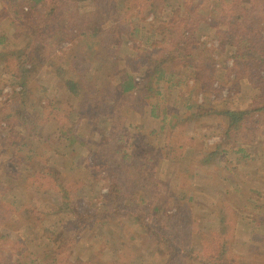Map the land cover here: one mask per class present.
Instances as JSON below:
<instances>
[{
	"label": "trees",
	"instance_id": "16d2710c",
	"mask_svg": "<svg viewBox=\"0 0 264 264\" xmlns=\"http://www.w3.org/2000/svg\"><path fill=\"white\" fill-rule=\"evenodd\" d=\"M0 4L6 13L10 10L14 26L21 35V45L0 48V78L10 80V87L16 88L12 96L5 94L6 99L0 102V130H5L1 137L10 142L9 147H0V175L16 178L23 175L21 156L12 145L18 146V151L29 160L40 163L36 156L40 149L58 147L56 140L53 146L56 133H51L47 140L43 135L46 131L62 125L73 132L86 127L91 120V129L97 131V136L92 135L95 148L88 149L91 151L87 154L90 155L89 172L103 180L108 191L99 206L92 203L89 208L82 207L78 197L81 191L84 195L90 191L85 187L86 180L77 183L67 180L60 170L64 158L57 152L48 154L49 164L46 161L42 167H37L36 182L40 184L46 180L45 188L59 194V207L51 214L61 216L64 225L53 228L52 233L61 238L53 247L52 244L47 248L33 245V264H88L84 260L87 255L76 256L78 248L83 249L108 225L112 227L110 218L113 216L139 224L147 236L159 239L171 251L165 264H264L254 263L234 252L236 222L229 209L234 210L225 203L214 211L217 227L209 229L199 242L194 240V224L182 222L174 211L164 208L166 203L160 199L159 188L154 187L152 179L142 176L146 173V160L130 150L124 114V111H141L137 110L141 107L137 103L154 94L163 97L164 90L173 95L176 106L184 107L187 103L182 113L168 117L165 111L159 120V143L169 152L170 148L176 150L189 143L178 146L171 141L176 130L185 129L184 121L194 120L200 124L210 118L222 117L225 125L219 134L220 141L214 149L197 154L192 166L212 167L222 153V147L236 149L241 153L239 161L250 158L255 163L250 173L254 185L250 191L263 196L264 70L256 71L250 67L247 71L243 65L251 61L264 63V0H0ZM91 6L95 7L94 12H88ZM176 6L178 10L174 8ZM152 7L167 9L173 38L167 45L140 54L143 58L138 69L146 65L140 76L127 69L119 76L116 73L118 61L128 53H136L135 41L145 34L144 22ZM232 25L235 26L233 33L222 29ZM164 29L162 32L168 30L167 27ZM204 32L217 41L207 47ZM155 33L146 36L147 43L153 41ZM79 38L90 51L89 59L92 58V63L87 65L88 71L70 70L66 51H58L59 47ZM4 41L5 37L1 36L0 46ZM49 49H52L51 55L47 53ZM223 50L226 58L220 56ZM208 57H212L211 61ZM230 59L232 63L227 64ZM41 72L48 74L45 79L39 75ZM224 73L229 82L236 81L239 86L242 80H247L259 93V102L235 109L221 107L224 98L223 101H207L209 93L216 92L220 96L216 84L227 86L222 78ZM33 79L44 80L47 84L43 90H37ZM197 88L206 91V101L199 102L193 96L192 92ZM59 90L68 97L66 104L73 102V119L67 116L62 121L57 115L60 112L56 111L59 110L56 102L61 99L56 98ZM51 94L53 100H42ZM65 112L67 115V110ZM180 120L183 121L179 126ZM64 135L61 134V138ZM184 135L187 141L194 140L193 136ZM16 136L20 138L18 143L14 141ZM24 169L31 171L25 165ZM16 203H19L16 195L15 199L9 200L10 205L0 198V264H29L21 262V256L15 259L19 245L3 229L12 214L10 207L17 213ZM20 210H25L32 219L38 216L30 211L26 202ZM250 215H256V209ZM24 223L30 225L26 220ZM117 226V229L107 230L110 246L118 240L123 241L121 233L116 235L122 225ZM151 246H155V242ZM119 251L121 249L113 250L111 259L119 257Z\"/></svg>",
	"mask_w": 264,
	"mask_h": 264
},
{
	"label": "rangeland",
	"instance_id": "374dc122",
	"mask_svg": "<svg viewBox=\"0 0 264 264\" xmlns=\"http://www.w3.org/2000/svg\"><path fill=\"white\" fill-rule=\"evenodd\" d=\"M100 6H102L100 4ZM179 9L178 6L174 7ZM96 9L92 7L88 12H94ZM6 13L0 4V37L4 36L5 41L0 46L5 45L15 46L21 45V35H19L16 27L14 26V18L7 10ZM169 16L167 9H160L152 7L151 11H148V16L144 22L145 34L139 37L135 41V54L128 53L125 58L118 61L116 66V73L121 76L126 69L131 70L134 74L140 76V72L145 71V66L138 69L141 65V58H143L144 50L153 51L156 48H160L162 44L167 45L171 42L174 30H169L168 24ZM109 22L106 23L108 25ZM167 27L168 30L164 28ZM234 25L227 28L222 27L224 31L235 32ZM155 33L153 41L146 42V36L151 33ZM203 37L207 47L212 42H216L215 37H209L206 35ZM211 38V39H210ZM217 44V43H216ZM123 47V46H121ZM206 47V46H205ZM66 51L70 65L69 69L81 72L88 71L87 65L92 63L90 51L79 38L74 42L66 43L58 48V51ZM48 55H51L52 49L47 50ZM143 53L142 55H140ZM209 51L207 53V56ZM212 56V55H211ZM220 56L226 58L227 54L223 50ZM230 58V57H229ZM66 59V57H65ZM212 57H208L211 61ZM231 59L227 64H231ZM139 66V67H138ZM253 67L256 71L264 70V63L249 62L243 65V68L247 71ZM240 68H238L239 70ZM242 69V68H241ZM246 71V72H247ZM238 73V72H237ZM237 73L235 76H237ZM247 74V73H246ZM42 79H45V72L39 74ZM249 75V73H248ZM250 76V75H249ZM194 77V76H193ZM222 78L225 80L227 86H223L220 83L216 84V89L220 91L218 93L212 92L208 95L209 100L206 99V91L199 90L198 88L193 90L192 94L196 100L202 101H223L224 104L221 107H230L240 109L247 107L252 102H259L257 96L259 93L256 89L250 86L247 80H242L241 85H237V82H229L225 77V73L222 74ZM241 79V78H240ZM218 80V78L216 79ZM239 81V80H238ZM10 80L0 78V90L4 87V90L0 91V102L6 99V95L12 96L15 89H12L9 84ZM37 90H43V87L47 84L46 81L41 79H33ZM36 90V91H37ZM179 92V91H178ZM187 93V90L185 91ZM59 94V95H58ZM52 96V97H51ZM50 97H43L42 100H53V94ZM60 97L59 102H56V108L60 111L59 118L64 121V118H74V105L73 102L67 103V96L60 90L57 93L56 98ZM51 100V101H52ZM46 102H43L45 104ZM187 104V103H185ZM180 104L178 106L173 99V95L164 90L163 97L159 94H154L150 99L137 103V106H141L136 111H124L126 118L127 130L129 132V147L130 150L138 154L140 157L146 160L145 174L143 178L152 179L154 187L159 188V196L162 201H165L164 208L168 211H174L182 222L193 225L195 228L194 240L199 242L209 229H215L217 227L218 219L214 213L218 208L224 206L231 207L234 211L229 209L230 216L236 222V233L233 241L234 252L245 257L254 263L264 262V195L251 192L253 188L251 174L254 170V162L248 160L239 161L241 153L236 152L233 148L222 147V153L219 155L217 162L214 166L209 168H195L192 166V162L197 156L205 152V150L214 149L215 145L220 141L219 134L223 129L224 120L222 117L217 116L215 119H208L200 124L194 120L184 121L182 125L185 129L176 130L171 140L172 143L185 144L189 142L185 147L170 148L169 150L162 149L163 144L159 143L160 123L161 116L167 111V116L172 114H179L183 112V108ZM53 106L50 105V108ZM85 108V106H83ZM65 110H67V115ZM155 112L153 113L152 111ZM68 111H71L68 113ZM187 111V110H186ZM149 113V114H148ZM40 114H43L40 111ZM68 116V117H67ZM178 120V119H177ZM174 122L176 119L174 118ZM179 121V126L181 125ZM225 125V124H224ZM91 120L81 130L76 129L73 132H69L62 125L54 126L46 131L43 135L44 138L49 140L51 133H56L51 139L58 143V147L51 149L50 147H43L37 152L36 156L41 160L38 161L29 160L25 154L18 151V146L11 147L21 156L23 163L20 159V170L23 173L21 177L16 178L12 175L5 177L4 174L0 175V198L7 200L6 205L9 204V200L16 199L19 202L16 203L15 213L10 207L11 217L6 220L3 229L9 232L10 236H13L19 245V250L15 253V259L17 256H21V262L25 261L29 264H33L35 258L32 252L33 245H41L45 248L50 244L53 247L57 241H60V236H56L52 233L53 228H59L61 224L64 225V220L61 216H57L53 213L60 204L59 194L51 192L53 189L45 188V183L40 181V184L36 182L37 167H42L46 161L48 154H59L64 158V163L60 167L63 176L67 180H71L73 183L78 181H85V187L90 189L85 195L84 191H81L78 201L84 208H89V205L95 203V206H99L103 203L105 195L108 191L105 188V183L94 177L89 172L87 155L89 148H95L93 136L96 138L97 131L93 132L91 129ZM5 130H0V147H9V140H5L1 137ZM61 134H65L61 138ZM184 134H189L194 137V140L187 141ZM29 136L31 133L29 132ZM14 141L18 143L19 137H14ZM48 146V145H45ZM6 149V148H5ZM10 156L13 155L10 151H6ZM27 156L28 153L26 152ZM35 155V154H34ZM41 156V158H40ZM35 158V157H34ZM12 160V159H11ZM14 160V159H13ZM24 165L29 167L31 171H26ZM19 170V173H20ZM79 179V180H78ZM40 180V179H39ZM94 187L93 192L91 188ZM47 189V190H45ZM100 189V191H99ZM264 191V188H262ZM25 198L26 201L23 200ZM104 199V200H103ZM23 200V201H22ZM30 208V211L37 213L38 216L35 219L30 218L29 214L25 210H20L23 203ZM256 209V215H250V213ZM227 210V209H226ZM228 211V210H227ZM44 214H50L44 216ZM124 217L113 216L110 218L112 227L108 225L109 230L112 228L117 229V225H122V229L116 235H122L123 241L119 240L114 244L120 246L109 245V235L106 228L103 233L97 235L92 239V242L87 243L83 249L78 248L76 256L82 257L87 255L84 259L88 264H96L97 261H102L103 264H165L168 260L171 251L167 249L164 244L157 238L151 239L139 224H132ZM24 220L30 222V225L24 223ZM116 224V225H115ZM106 231V232H105ZM134 237V239L132 238ZM55 238V241L51 239ZM100 238V239H99ZM104 238V241H102ZM155 246H151L154 244ZM43 247H40L43 249ZM38 249V248H37ZM121 249L118 252L119 257L112 258L111 254L113 250ZM40 251V249H38ZM31 252V253H30ZM15 264H19L18 262ZM39 264V263H34Z\"/></svg>",
	"mask_w": 264,
	"mask_h": 264
}]
</instances>
